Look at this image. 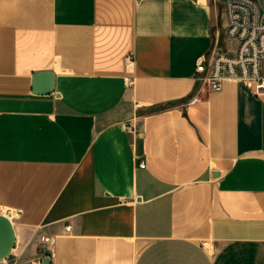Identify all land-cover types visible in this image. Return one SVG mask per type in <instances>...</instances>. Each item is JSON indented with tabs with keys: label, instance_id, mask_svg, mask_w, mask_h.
Listing matches in <instances>:
<instances>
[{
	"label": "crops",
	"instance_id": "crops-1",
	"mask_svg": "<svg viewBox=\"0 0 264 264\" xmlns=\"http://www.w3.org/2000/svg\"><path fill=\"white\" fill-rule=\"evenodd\" d=\"M225 27L223 0H0V264L43 235L51 264H264V97L193 100Z\"/></svg>",
	"mask_w": 264,
	"mask_h": 264
},
{
	"label": "built area",
	"instance_id": "built-area-1",
	"mask_svg": "<svg viewBox=\"0 0 264 264\" xmlns=\"http://www.w3.org/2000/svg\"><path fill=\"white\" fill-rule=\"evenodd\" d=\"M223 5L226 37L237 44L234 51L225 52L215 47L199 58L195 76L199 88L193 100L205 92L222 91L226 82L245 83L256 96L264 97V0H223ZM126 62L132 63L131 58H127ZM128 83L131 85L132 81ZM137 106L140 107V104ZM129 129L138 133L135 125L130 124ZM140 167H146L144 161ZM0 214L10 219L16 215L3 208H0ZM70 229L67 227V231ZM40 251L44 259L52 258L55 253L54 238L43 235ZM43 258L36 264H42Z\"/></svg>",
	"mask_w": 264,
	"mask_h": 264
},
{
	"label": "water",
	"instance_id": "water-1",
	"mask_svg": "<svg viewBox=\"0 0 264 264\" xmlns=\"http://www.w3.org/2000/svg\"><path fill=\"white\" fill-rule=\"evenodd\" d=\"M54 74L41 72L34 75L33 91L35 94H50L54 91ZM16 243V232L13 221L0 214V261L7 259ZM43 264H51V258L46 257Z\"/></svg>",
	"mask_w": 264,
	"mask_h": 264
},
{
	"label": "bare ground",
	"instance_id": "bare-ground-1",
	"mask_svg": "<svg viewBox=\"0 0 264 264\" xmlns=\"http://www.w3.org/2000/svg\"><path fill=\"white\" fill-rule=\"evenodd\" d=\"M15 216V215H12V217ZM12 217H11V220H12Z\"/></svg>",
	"mask_w": 264,
	"mask_h": 264
}]
</instances>
